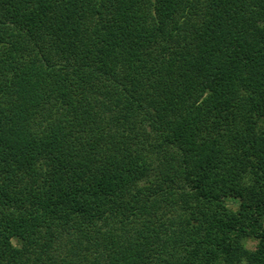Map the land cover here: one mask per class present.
Returning a JSON list of instances; mask_svg holds the SVG:
<instances>
[{"label": "trees", "instance_id": "16d2710c", "mask_svg": "<svg viewBox=\"0 0 264 264\" xmlns=\"http://www.w3.org/2000/svg\"><path fill=\"white\" fill-rule=\"evenodd\" d=\"M0 264H264V0H0Z\"/></svg>", "mask_w": 264, "mask_h": 264}]
</instances>
